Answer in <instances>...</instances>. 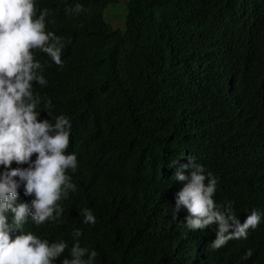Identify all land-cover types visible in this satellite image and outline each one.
<instances>
[{
	"label": "trees",
	"instance_id": "16d2710c",
	"mask_svg": "<svg viewBox=\"0 0 264 264\" xmlns=\"http://www.w3.org/2000/svg\"><path fill=\"white\" fill-rule=\"evenodd\" d=\"M37 1L38 9H82L69 18L78 34L66 39L64 65L50 71L45 114L67 112L77 124L152 140L160 151L119 182L77 184L60 224L29 230L57 241L82 229L80 246L97 252L94 264H190L195 248L190 255L159 182L168 179L172 156L188 151L222 185L242 147L263 136V116L230 111L264 99V0H131L124 30L105 19L119 0ZM222 113L210 144L187 140L212 131ZM86 208L95 224L83 223Z\"/></svg>",
	"mask_w": 264,
	"mask_h": 264
},
{
	"label": "clouds",
	"instance_id": "9594fccd",
	"mask_svg": "<svg viewBox=\"0 0 264 264\" xmlns=\"http://www.w3.org/2000/svg\"><path fill=\"white\" fill-rule=\"evenodd\" d=\"M37 3L0 0V264H94L97 252L80 246L82 229L69 240L51 241L29 228L60 224L77 184L119 182L148 167L160 150L152 140H126L77 124L67 112L45 114L50 71L64 65L66 39L78 34L69 18L82 9H38ZM236 106L230 112L264 117L262 98ZM226 113L216 116L212 131L187 140L210 144ZM161 181L169 190L166 209L190 255L195 248L190 264H264V134L242 147L222 185L188 151L172 156L168 179ZM82 214L84 224L96 223L90 209Z\"/></svg>",
	"mask_w": 264,
	"mask_h": 264
},
{
	"label": "rangeland",
	"instance_id": "374dc122",
	"mask_svg": "<svg viewBox=\"0 0 264 264\" xmlns=\"http://www.w3.org/2000/svg\"><path fill=\"white\" fill-rule=\"evenodd\" d=\"M129 0H120L119 3L111 5L106 11V20L108 23L113 25V27L125 29V18L127 14V3ZM114 27V28H115Z\"/></svg>",
	"mask_w": 264,
	"mask_h": 264
},
{
	"label": "flooded vegetation",
	"instance_id": "af4514ba",
	"mask_svg": "<svg viewBox=\"0 0 264 264\" xmlns=\"http://www.w3.org/2000/svg\"><path fill=\"white\" fill-rule=\"evenodd\" d=\"M49 98H50V96H49V97H47V98L45 99V101H44V103H45V104H46V102H47L48 100H50ZM50 101H51V100H50ZM46 109H47V108H45V107H44V108H42V110H43L44 112L46 111Z\"/></svg>",
	"mask_w": 264,
	"mask_h": 264
}]
</instances>
